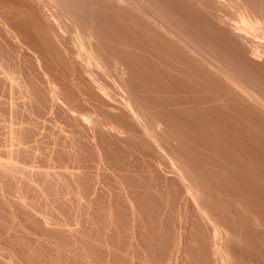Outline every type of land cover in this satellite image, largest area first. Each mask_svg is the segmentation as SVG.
<instances>
[{"label": "rangeland", "instance_id": "obj_1", "mask_svg": "<svg viewBox=\"0 0 264 264\" xmlns=\"http://www.w3.org/2000/svg\"><path fill=\"white\" fill-rule=\"evenodd\" d=\"M35 1L0 0V264H264V0H72L157 140Z\"/></svg>", "mask_w": 264, "mask_h": 264}, {"label": "bare ground", "instance_id": "obj_2", "mask_svg": "<svg viewBox=\"0 0 264 264\" xmlns=\"http://www.w3.org/2000/svg\"><path fill=\"white\" fill-rule=\"evenodd\" d=\"M36 2L38 4V7L39 6L41 7V11L44 10L46 12V15L43 14L46 17L44 19L45 20L47 19V23L49 25L50 31H51L53 37L55 38V40L58 42V44H59L60 48L62 49L64 55L66 57H68V59L77 63L76 65L79 66L81 68L82 72L84 73V75L87 76V78L90 82V85L93 86V89H95L99 93L100 96L105 98L104 100L107 99V100L112 101L114 98L117 99L118 102L121 103V105L124 109V112H125V113L123 112L124 116L126 115V117H123V118L124 119L126 118L128 122L130 121V123L132 121V124H134L136 126V128L140 129L150 140H155V139L157 140L155 129L148 122V120L144 114V111H142V109L139 107V105L136 104L135 99L132 95V92L126 83V74H125L126 71L123 70L122 67L119 66L120 64L118 62H116L117 60L114 61V60H112L113 57L109 58L106 55L107 53L104 52L105 51L104 49H102V47L99 43V40H98L97 36L95 35L96 33L92 29L93 24L91 25L87 22L89 24L88 25L86 23V17L84 15V13L81 12L82 8L80 9V6H79V9L76 7L78 3L76 5H74L75 2L73 3L72 0L71 1L70 0H36L35 3ZM77 9L80 11H78ZM44 11H43V13H44ZM77 11H78V13L81 12L84 15V16L83 15L82 16H83L85 21H81L82 16L77 15L78 14ZM240 18L241 19L239 20L240 21L239 25H237L236 29L234 30V34L236 36H238L240 38H253V39L257 38V40H258L259 36H264V20L251 17L248 14L242 15ZM88 19L89 18H87V21H88ZM261 38H263V37H261ZM254 50H255V52H253V53L259 52L258 47L256 49H253V51ZM259 55H260V53H259ZM256 57H258V54ZM113 75H115L116 81L115 82L112 81V84L114 83V85L117 88L113 85L112 86H113V88L114 87L116 88V89L114 88L115 90L118 89L117 94H120L121 98L119 97V95L115 94L116 91L114 89H112L114 91H111V88H110L111 85H109V86L107 85V84H111L112 79L111 80H108V79L112 78ZM102 76H104L106 78L109 77V78L106 79ZM101 77L103 78L102 80H104V79L106 80V81L104 80V82H106L107 84L103 83V81L101 80ZM49 78H50V76H49ZM107 80L110 83H108ZM49 81L51 82L50 79H49ZM48 84H50V83H48ZM51 84H52L51 88H52L53 96H55V98H58L61 100V91L59 90L61 88H58L59 85L55 84V82H53ZM49 86H51V85H49ZM112 92H114V93H112ZM98 93H97V95H98ZM116 96H117V98H116ZM111 104L112 103H110V106H111ZM113 106H115V105H113ZM119 107H121V106H119ZM110 108L112 109L113 107H110ZM116 108H114V110ZM108 109H109V106H108ZM119 111H121V110L119 109ZM71 112H73V111H71ZM111 112L113 113L112 110H111ZM73 114H74V112H73ZM75 114H79V113H75ZM84 115H80L81 116L80 118L82 119V121L84 123L91 125V123L95 122L94 121L95 117L94 118L93 117H86ZM120 115L122 116L121 113H120ZM87 116H89V115H87ZM75 118H77V117H75ZM118 128H117V131H120L123 129L122 126H121L122 129L119 130ZM152 142H154V141H152ZM155 143H156V145L158 144V142H155ZM156 145H155V147H156ZM157 146H159V145H157ZM159 148H160V146L157 149H159ZM162 151L163 150H161V152ZM164 156H166V158H167L168 155L167 154L165 155V152H164ZM181 174H183V173H181ZM180 176H182V179H183V175H180ZM195 192H197V193H195ZM197 194H199V192L197 190H195L194 191V196H196L195 198H197ZM215 233L217 235L223 234L217 228H216ZM219 248H218L219 251L217 250V253L219 252L222 255L221 259H223L224 264H230L229 263V260H230L229 257L230 256L222 248H220V249Z\"/></svg>", "mask_w": 264, "mask_h": 264}]
</instances>
